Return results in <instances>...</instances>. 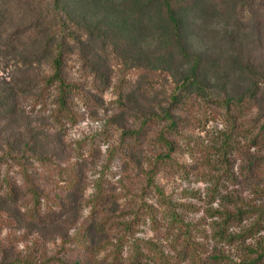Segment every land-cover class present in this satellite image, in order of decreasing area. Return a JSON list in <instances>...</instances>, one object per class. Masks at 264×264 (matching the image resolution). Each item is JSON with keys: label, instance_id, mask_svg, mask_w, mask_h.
<instances>
[{"label": "trees", "instance_id": "obj_1", "mask_svg": "<svg viewBox=\"0 0 264 264\" xmlns=\"http://www.w3.org/2000/svg\"><path fill=\"white\" fill-rule=\"evenodd\" d=\"M256 1L49 0L44 6L42 0H25L26 8L18 14V25L9 33L7 28H0V231L16 217L42 226V229L56 228L65 221L69 205L78 206V200L57 196L52 186L65 171L61 167L65 160V129L69 123L79 121L84 114L83 107L93 109L94 89L104 91L112 86L110 56L124 69L147 71L154 66L160 74L174 78V87L164 103L139 120L137 129L124 126L111 152L113 156L119 153L139 164L148 161L152 168L145 173L147 180L153 178L154 171L171 161L177 150L172 135L181 121L178 113L193 102L219 101L218 107L228 112L256 110L258 116L253 126L257 133L253 141L262 150L264 71L241 56L235 61L241 62L239 66L247 84L235 93L229 90L223 96L216 94L212 80L230 77L233 62L227 65L203 51L197 45L200 37L191 26L196 23L198 14L228 11L232 18H237L238 8L245 10L248 3ZM7 11L0 9V26L10 22ZM145 35L159 37L164 49L145 46L141 43ZM139 51L148 52L141 57ZM73 61L78 63L75 76L70 72ZM154 89L148 81L147 91L137 89L135 94L143 98L152 95ZM121 110L123 114L131 112V108ZM146 139L154 145L157 142V147L139 152L138 148L143 146L136 145L135 141L146 143ZM223 144L226 156L234 143L225 140ZM50 166L59 167L61 171L54 178L43 174ZM75 174L77 189H82L83 175L77 177L78 172ZM61 182L65 186V180ZM102 195L97 188L94 203L98 199L100 203ZM131 201L137 205L134 199ZM237 212L246 213L241 208H237ZM228 216L243 219L237 214L228 213ZM102 219L104 217L98 214L89 224V230L94 232L88 243L90 251L76 264H167L165 255H156V259L149 254L148 248L145 254L132 252L128 258L123 254L125 245L130 242L132 221L119 222L118 231L122 234L116 240L102 243L101 239L106 237L102 235L106 230ZM255 224L243 230L250 232ZM20 240L0 232V264H72L65 256H58L57 251L52 256L39 254L38 242L20 250ZM60 243H64V239ZM102 250L106 254L97 259ZM227 264H264V250L254 257L231 259Z\"/></svg>", "mask_w": 264, "mask_h": 264}, {"label": "rangeland", "instance_id": "obj_2", "mask_svg": "<svg viewBox=\"0 0 264 264\" xmlns=\"http://www.w3.org/2000/svg\"><path fill=\"white\" fill-rule=\"evenodd\" d=\"M24 1L0 0V9L8 10L10 18V22L6 26L1 23L0 28H7L9 33L18 25V14L26 8ZM42 1L44 6L49 3V0ZM236 12L237 18H232L228 11L198 14L196 23L191 25L200 37L197 45L203 51L227 65L233 62L230 77L214 78L211 82L220 96L229 90L235 93L247 84L239 66L241 62L235 61L237 58L242 56L244 61H251L264 71V0L248 3L245 10L240 7ZM141 43L164 49L159 37L145 35ZM139 52L143 57L148 51ZM110 57L112 86L104 91L94 89L93 109L83 107L84 114L79 121L69 123L65 129V160L61 166L65 171L54 166L43 170L44 175H52V178L61 172L58 182L52 186L54 193L78 200V206L73 208L70 204L65 211L68 212L65 221L56 228L42 229L16 217L12 224L2 228L1 234L21 239L20 250L38 242L39 254L52 256L57 251L58 256H65L76 264L90 251L88 243L94 232L89 230V224L99 214L100 218L104 217L102 223L106 227L102 243L116 240L122 234L118 231L119 222H133L130 242L123 253L127 258L132 252L145 254L148 248L155 258L165 255L167 264H227L231 259L238 261L243 256L254 257L262 252L264 148L261 150L253 141L257 133L253 126L258 116L256 110L228 112L218 107L219 101L209 104L197 101L185 106L178 113L181 121L172 135L177 150L168 164L153 172L149 181L145 176L152 168L148 161L139 164L119 153L113 156L111 152L124 126L137 129L139 120L164 103L172 92L174 78L160 74L154 66L147 71L124 69L115 57ZM77 65L76 61L70 64L74 76ZM148 81L155 88L152 95L148 92L149 97H138L137 89L147 91ZM124 107L131 108V112L121 113ZM225 140L234 143L226 156ZM135 144L143 146L138 151L157 147V142L155 145L150 140L147 143V139L146 143L136 140ZM76 172L77 177L83 175L82 189H77ZM97 188L103 194L100 203L99 199L96 203L93 201ZM133 199L137 205L132 203ZM237 208L246 213L239 214ZM251 210L254 211L248 214ZM228 213L243 219L237 220ZM251 223H256L253 230L244 231ZM61 236H64L62 244ZM105 254L102 250L97 259Z\"/></svg>", "mask_w": 264, "mask_h": 264}]
</instances>
